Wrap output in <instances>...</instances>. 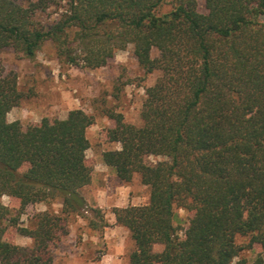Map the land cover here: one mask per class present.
I'll return each mask as SVG.
<instances>
[{
	"label": "trees",
	"instance_id": "1",
	"mask_svg": "<svg viewBox=\"0 0 264 264\" xmlns=\"http://www.w3.org/2000/svg\"><path fill=\"white\" fill-rule=\"evenodd\" d=\"M66 1L62 17L45 24L36 11L57 0H0V51L32 59L51 40L71 64L95 69L133 44L139 64L159 71L142 124L118 115L108 138L121 147L102 157L121 181L139 174L150 188L148 203L113 208L135 243L129 264H264L262 255L235 262L239 237L264 246V0H206V12L197 0H177L166 13L163 0ZM22 96L16 74L0 65V263L53 264L67 234L63 215L40 211L34 226H18L32 244H14L1 198L19 199L22 210L56 197L64 215L90 209L81 190L93 180V120L76 108L23 130L8 119ZM176 206L194 211L183 236Z\"/></svg>",
	"mask_w": 264,
	"mask_h": 264
},
{
	"label": "rangeland",
	"instance_id": "2",
	"mask_svg": "<svg viewBox=\"0 0 264 264\" xmlns=\"http://www.w3.org/2000/svg\"><path fill=\"white\" fill-rule=\"evenodd\" d=\"M57 1L56 5L36 11V19L53 24L62 17L67 1ZM176 2L163 0L159 13L169 12ZM197 2L198 9L206 12V0ZM261 20L264 22V15ZM153 55H158V51ZM0 65L17 76L23 96L20 104L8 113V119L19 120L23 130L41 123L44 118H66L69 111L76 108L83 109L93 120L87 130L91 146L86 153L93 180L81 190L90 209L64 215L61 199L56 197L29 204L22 210L19 199L4 195L1 201L9 209L4 223L7 225L6 239L23 246L32 244V238L21 234L18 226H34L35 215L48 209L63 215L67 230L66 237L53 248V264H129L135 243L129 230L116 224L113 208L148 203L150 188L142 183L139 174L129 182L121 181L102 157L106 150L121 147L120 143L108 138V131L116 126L118 115L127 123L142 124L146 90L155 83L159 71L147 72L139 64L133 44L117 50L105 66L90 69L71 64L64 56H59L51 40L44 42L32 59L11 48L0 51ZM161 159L162 156L147 157L149 163ZM95 208L101 212L97 214ZM193 215L194 211L175 207L174 221L181 236ZM100 216H104L107 226H102ZM238 242L244 248L235 258L236 263L245 259L253 263L257 256H264L262 244L249 245L250 236H241ZM162 249L161 244L155 246L156 251Z\"/></svg>",
	"mask_w": 264,
	"mask_h": 264
}]
</instances>
